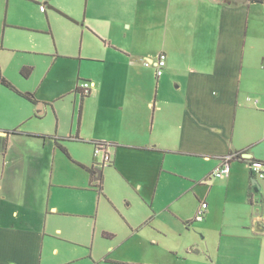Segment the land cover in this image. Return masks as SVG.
Returning a JSON list of instances; mask_svg holds the SVG:
<instances>
[{
    "label": "crops",
    "instance_id": "crops-1",
    "mask_svg": "<svg viewBox=\"0 0 264 264\" xmlns=\"http://www.w3.org/2000/svg\"><path fill=\"white\" fill-rule=\"evenodd\" d=\"M162 52L158 76L145 60ZM0 75L36 100L0 82V135L21 131L0 153V264H121L98 240L161 214L188 223L187 249L206 241L190 264H264V178L248 163L264 162L260 0H0Z\"/></svg>",
    "mask_w": 264,
    "mask_h": 264
},
{
    "label": "rangeland",
    "instance_id": "rangeland-1",
    "mask_svg": "<svg viewBox=\"0 0 264 264\" xmlns=\"http://www.w3.org/2000/svg\"><path fill=\"white\" fill-rule=\"evenodd\" d=\"M55 75L54 72L51 76ZM48 90V87L42 89L43 92ZM61 104L66 105V102ZM67 104L69 105L61 112L65 118L69 119L72 116V105L68 102ZM156 221L153 227L149 226L137 232L129 233L127 228H122L118 230L121 235L117 237L100 238L98 240L101 241L100 245H98L99 242L95 244L96 252L100 249L97 255L105 256L102 247L110 244L115 245V252L106 256L116 258L121 264H190L191 259L205 258L208 254L206 241L202 239L201 234L197 236L199 245H194V249H187V222L168 214H161ZM101 224L111 227V220L105 217ZM91 244H88L89 248ZM193 250L195 253L200 250L201 253L193 254Z\"/></svg>",
    "mask_w": 264,
    "mask_h": 264
},
{
    "label": "built area",
    "instance_id": "built-area-1",
    "mask_svg": "<svg viewBox=\"0 0 264 264\" xmlns=\"http://www.w3.org/2000/svg\"><path fill=\"white\" fill-rule=\"evenodd\" d=\"M260 1L264 5V0H260ZM40 8L42 11H44L45 5H41ZM166 60H167V55L166 53L162 52L158 55L156 60H152V61L145 60V64L147 66L154 64L156 66L157 75L161 76L164 73ZM92 86H93L92 82L82 81V83L80 84V88L82 89L83 95L89 94ZM94 155L99 161L98 165L103 166V165L111 164L112 163L111 144L107 142L97 141V143H95ZM237 158H238L237 153L229 154L223 157L221 166H219L217 169L214 170L213 176L219 178L228 176L231 169V162ZM248 163L252 173H254L259 178H264L263 161L253 160ZM206 208H207V203H203L202 208L198 211L196 215L197 220H202L204 218V213Z\"/></svg>",
    "mask_w": 264,
    "mask_h": 264
},
{
    "label": "trees",
    "instance_id": "trees-1",
    "mask_svg": "<svg viewBox=\"0 0 264 264\" xmlns=\"http://www.w3.org/2000/svg\"><path fill=\"white\" fill-rule=\"evenodd\" d=\"M22 74L24 76H28L30 74V69H23L22 70ZM0 82H2L4 85H6L7 87H9L10 89L12 90H15L16 92H18L19 94H21L22 96L26 97L27 99L33 101V102H36L35 100V96L33 93H30V92H26V93H23V92H20L17 90V88L10 82L8 81L6 78H4L3 76L0 75ZM21 131L19 130H12V131H9L8 132V135L7 136H1L0 135V153H4L7 149V145H8V136L10 134H18L20 133ZM31 135H35V136H41V135H36V134H33V133H29ZM97 143V141L94 142V144ZM238 154V159H244V160H248V159H245L243 156H242V153H237ZM250 161H253V159L251 160H248V162ZM93 174H96V171L93 170L92 171Z\"/></svg>",
    "mask_w": 264,
    "mask_h": 264
},
{
    "label": "water",
    "instance_id": "water-1",
    "mask_svg": "<svg viewBox=\"0 0 264 264\" xmlns=\"http://www.w3.org/2000/svg\"><path fill=\"white\" fill-rule=\"evenodd\" d=\"M258 2V1H257ZM2 134H6V132H2ZM244 157H246V158H249L250 157V155L249 154H244ZM99 171V173L101 172L100 170H98ZM255 182H256V180H255Z\"/></svg>",
    "mask_w": 264,
    "mask_h": 264
}]
</instances>
